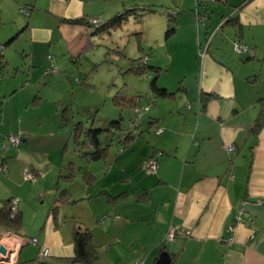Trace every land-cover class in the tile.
<instances>
[{
    "label": "crops",
    "instance_id": "0c3cea01",
    "mask_svg": "<svg viewBox=\"0 0 264 264\" xmlns=\"http://www.w3.org/2000/svg\"><path fill=\"white\" fill-rule=\"evenodd\" d=\"M214 1L229 7L226 18L237 16V31L229 26L237 38L234 44L241 41L248 46L246 54L235 49L238 59L228 56L226 48H214L213 36L222 22L212 23L208 13L198 11V23L205 27L198 51L192 52L193 65L177 79L175 76L171 85L161 84L176 91L182 80L187 91L173 98H157L139 120L142 135L127 147L133 157L137 140L145 143L137 165L119 179L112 177V170L105 175L115 179L116 187L105 183L93 191L97 178L91 184L83 179L77 190L68 186L71 197L60 202L56 195L37 236H30L25 220L18 234L5 231L2 244L12 263L33 260L41 246H46L50 255L44 260L64 264L62 258L74 255V231L86 227L99 252L97 264H157L163 251L170 252L171 264H264V121L258 134L251 132L257 117L264 116V0ZM152 4H174L181 13L177 0H0V19L12 31L10 44L25 37L32 59L39 58L40 52L45 54L46 48L63 47L75 63L93 46L91 37L98 34L90 25L69 20L102 18L105 22L126 8ZM200 16L205 21H199ZM176 20L175 34L183 25L177 14ZM138 43L142 48L140 40ZM44 56L36 62L42 68L50 62V68L53 63ZM27 89L29 94L18 103L21 109L39 106L42 100L38 93L33 96V89ZM137 94L118 93L127 98ZM204 97H208L206 102ZM151 120L157 126L148 129ZM156 127L163 131L157 132ZM26 132L20 135L28 144ZM229 144L236 148L229 151ZM125 150L121 155L130 153ZM153 155L158 169L151 173L144 165ZM28 166L39 173L35 161L20 169L11 160L7 170L13 167L22 174ZM86 169L97 177V169ZM144 189L148 198L136 199L135 193ZM105 191L114 195L128 192L131 197L111 202ZM56 204L59 209L54 213ZM79 204L85 205V213L76 209ZM241 211L242 219H237ZM230 226L236 229L228 244ZM170 228L176 230V236L168 241L165 235ZM32 237L38 240L37 250L25 252Z\"/></svg>",
    "mask_w": 264,
    "mask_h": 264
},
{
    "label": "rangeland",
    "instance_id": "374dc122",
    "mask_svg": "<svg viewBox=\"0 0 264 264\" xmlns=\"http://www.w3.org/2000/svg\"><path fill=\"white\" fill-rule=\"evenodd\" d=\"M182 1L177 0L181 13L177 11L176 14L180 16L183 25L173 38H167L166 32L169 22L167 12L176 9L173 8L174 4L146 6L150 9L134 5L137 11L127 14L128 19L122 27L91 37L93 46L86 49L81 60L77 58L73 63L70 52L63 47L51 50L46 48L45 54L40 52L42 58L45 55L58 68L57 72L50 73V62L46 68H42V64L36 62L40 56L37 59L29 56L30 48H27L25 37L6 45L0 63V205L10 197L18 200L17 206L24 213L30 236L38 235L49 206L58 195V185L61 188L71 186L77 190L79 184H83L82 170L91 166L97 169L93 191L105 183L116 187L118 183L115 179L132 171L131 167L137 165L145 143L141 139L137 140L133 157L130 148L124 149L130 153L121 155V148L113 140L112 133L107 131L101 134L102 142L110 144L107 159L85 161L80 157L81 146L74 138L73 124L83 121L86 126H91L94 122L95 126L106 128L112 119H118L120 113H123L124 122L129 126L130 120L135 118V110L115 104L114 95L120 92L129 95L145 94L149 91L151 80L147 73L128 72L132 64L149 60V65L162 67L161 71H164L161 72L160 85H171L169 83L173 82L175 76L177 79V75L193 65L192 52L195 48L198 51V41L203 39L202 27H205L203 23H198L197 12L208 13L214 19L212 23L218 21L219 25L226 20L230 9L221 1L198 0L199 6L195 0ZM171 23L176 25L174 21ZM0 26V44L5 45L13 39V34L1 19ZM213 37L214 48H226L228 56L240 58L234 48L236 35L228 24ZM139 40L142 49L138 48ZM207 44L206 40L205 47ZM78 80H84L87 84L83 85ZM27 88L33 89V96L38 93L42 100L39 106L21 109L18 103L29 94ZM143 103H147L145 98ZM64 107H70L67 123L61 113ZM22 131H27L25 135L29 138L26 139L28 144L23 140L19 146L12 144L10 136H19ZM134 131L139 134V121H136ZM82 140L86 141L85 148H88V139L83 136ZM4 157L7 158L6 169L2 166ZM11 160L18 163L20 169L35 161L39 173L28 166L36 178L25 179L23 171L19 174L13 167L7 170ZM68 168L75 171L73 181L65 178L69 175ZM111 170L115 178L113 180L105 178ZM78 207L85 211V205L79 204L76 209ZM6 236L4 230L0 231V245ZM37 246V243H29L25 246V252L29 248L36 251ZM3 256L0 254V262H5L2 261L5 260Z\"/></svg>",
    "mask_w": 264,
    "mask_h": 264
},
{
    "label": "trees",
    "instance_id": "16d2710c",
    "mask_svg": "<svg viewBox=\"0 0 264 264\" xmlns=\"http://www.w3.org/2000/svg\"><path fill=\"white\" fill-rule=\"evenodd\" d=\"M146 8L150 9L149 7H146ZM138 9L142 10V8H139V7ZM176 10L178 11V9ZM132 11L136 12L137 8L135 7L126 8L123 12L116 14L115 16H113L112 18L108 19L105 22L103 21L100 25H94L91 23V21H87L84 19H74V20H69V22L75 23V24L81 23V24L90 25L91 27L94 28L93 30L94 34L101 35L103 33H110L113 29L122 27L125 21L128 19L127 14ZM176 13L172 15L171 17H168L169 24H168V28L166 32L167 38H171L176 32V25H172L171 23L172 21H174L177 24ZM225 24L230 25L237 31L236 25L239 24L237 16H229L228 18H226V20H224L220 28H224ZM12 40L7 42L4 45V48H6V45L10 44ZM3 52L0 51V63H2V58L4 56ZM241 55H244V54H241ZM162 69L163 68L159 66L149 65L146 60L140 63H137V64H132L131 67L127 69L128 72H133L136 74L147 73L149 74V77L151 79L149 82V91L146 92L145 94L139 93L135 97H130V98H127L126 96H120L118 95V93L114 95L113 100L115 104L121 105L124 108L130 107L135 110V118L130 120L129 126H127L124 122L125 120H124L123 113H120V117L118 119H112L108 123V126L106 128L97 127L95 126L94 122L91 126H86L85 122L83 121L74 122L73 135H74V138L76 139V143L81 146L80 148L81 158L87 161H98L100 159H105V160L107 159L106 156H108L110 144H104L101 140V134L104 131L112 133L113 140L116 142V144L121 148V151L123 152L124 149L130 145L133 139L138 137V135H142L141 133L142 131H140L139 134H136L134 131V127L136 126V121H139L142 118V116L144 115V112L146 113L150 110V108L153 106L154 101L157 98H162V97L173 98L175 97L177 93L187 91V88L183 84L182 80H180L176 91H171L166 87L160 86L159 78H160ZM80 82L81 81H79V83ZM148 96L154 99L153 102L151 99L147 98ZM209 96H211V94H208V97ZM208 97H204L203 101L206 102ZM143 98H145V102H147L146 104L143 103ZM149 103H151L149 108H145L144 106H146ZM69 109L70 107H64L63 109H61L62 117L64 120H66V123L69 121V118H68ZM263 121H264V116L260 114L255 120L254 124L252 125L251 132H253L254 134H258L263 126ZM153 124L154 122L151 120L149 123L148 129H150V127ZM159 129H161V131H159ZM156 131L162 132L163 129L160 127H156ZM83 136L86 139H88V142H87L88 148H85L86 141L82 140ZM19 145L20 143L17 146ZM5 147L6 149L9 148V146H5ZM153 157L156 158V156L153 155L149 159ZM6 160L7 158L4 157V162L2 163V166H5ZM148 160L146 161L144 165V168L146 170H147L146 164ZM68 170H69V175L65 176V178L73 179L75 177V171H72L70 168H68ZM82 171H83L82 177L88 184H91L97 178L92 172L88 171L87 169H84ZM151 173H154V172H151ZM57 188H59L57 199L60 202H63L64 200L71 197V194L68 188H61L59 185L57 186ZM105 192L108 194L109 201L111 202L123 200L125 197L127 198L131 197L128 194V192H123V193H119L115 195L109 193L108 191H105ZM134 196H136V199L141 200V201L147 199L148 198L147 189H144L142 191L135 193ZM14 199L15 198L13 197L5 199L2 201L0 205V231L2 230L13 231L18 234L24 226V216L18 206L16 208L12 207ZM262 202H264V200H262ZM58 209H59L58 204L52 207V211L54 213H57ZM41 248H40V251L37 257L33 260L17 261L13 263L12 262H0V264H47L48 262L45 261L44 259L49 257L50 252L47 256L40 258ZM62 259L64 260L63 262H65L64 264H97V262L99 261V252L94 243L92 231L89 228H86V227L76 228V230L74 231V255L72 257H65ZM48 264H52V263H48Z\"/></svg>",
    "mask_w": 264,
    "mask_h": 264
},
{
    "label": "built area",
    "instance_id": "2783aa9c",
    "mask_svg": "<svg viewBox=\"0 0 264 264\" xmlns=\"http://www.w3.org/2000/svg\"><path fill=\"white\" fill-rule=\"evenodd\" d=\"M23 11L25 13H27V14H29V12H30L28 9H23ZM176 12H177L176 9H172L170 12H167V15H168V17H171ZM205 19H206L205 17H202V16L199 17V21H201V20L205 21ZM102 22H103L102 21V18H95V19L91 20V23L94 24V25H100ZM208 43H209V41H208ZM207 46H208V44L206 45V47ZM234 46H235L236 51L238 53H240V54H246V52L248 51V46L246 44L242 43L241 41H236L235 44H234ZM4 49H5L4 48V45L0 44V51L3 52ZM57 70H58V68L54 64H51V66L49 68L50 73L57 72ZM147 98L148 99H151L152 102L154 100L150 96H148ZM150 105H151V103L147 104L144 107L145 108H149ZM159 131H161V129H159ZM10 141H11L12 144H15L17 146L22 141V137H21V135H19V136H17V135H11L10 136ZM227 149L229 151H232V150L235 149V145L234 144H229L227 146ZM146 167H147V170L149 172H155L157 170V167H158V161H157V159L154 158V157L151 158V159H149L148 162H147V164H146ZM23 177L25 179H29V180L32 179L33 180V179L36 178V175H35L34 171H32L29 167H25L23 169ZM17 204H18V200L17 199H14L13 200L12 207L13 208H16L17 207ZM241 214H242V211L237 215V219H242V215ZM235 229H236L235 226H230L229 229H228V231L230 233L229 236H228V238H227V240H226V242L228 244H231L232 241H233V232H234ZM175 236H176V230L174 228H170L167 231L166 235H165V239L168 240V241H171V240H173L175 238ZM30 241L33 242V243H37L38 242V240H37L36 237L35 238L32 237L30 239ZM48 254H49V248L46 247V246H42L41 252H40V258L41 257H44V256H47Z\"/></svg>",
    "mask_w": 264,
    "mask_h": 264
},
{
    "label": "water",
    "instance_id": "95a60500",
    "mask_svg": "<svg viewBox=\"0 0 264 264\" xmlns=\"http://www.w3.org/2000/svg\"><path fill=\"white\" fill-rule=\"evenodd\" d=\"M222 23H221V25H222ZM8 253L9 252H8L7 248L3 244H1L0 245V254H3L4 255L3 258L5 259L2 261L11 262L7 256ZM171 262H172V257H171V254L169 251H163L157 260V264H171Z\"/></svg>",
    "mask_w": 264,
    "mask_h": 264
},
{
    "label": "bare ground",
    "instance_id": "6f19581e",
    "mask_svg": "<svg viewBox=\"0 0 264 264\" xmlns=\"http://www.w3.org/2000/svg\"><path fill=\"white\" fill-rule=\"evenodd\" d=\"M7 256H8V258H9V254H8Z\"/></svg>",
    "mask_w": 264,
    "mask_h": 264
}]
</instances>
